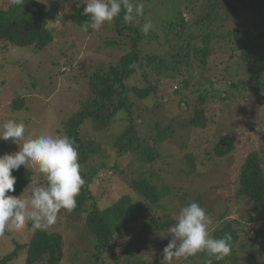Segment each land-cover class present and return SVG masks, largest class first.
<instances>
[{
	"label": "trees",
	"instance_id": "1",
	"mask_svg": "<svg viewBox=\"0 0 264 264\" xmlns=\"http://www.w3.org/2000/svg\"><path fill=\"white\" fill-rule=\"evenodd\" d=\"M133 2L140 3L138 0ZM160 4L161 7L164 4L167 5L165 8H172V14L154 36L158 38L163 35L160 40L153 41L156 47L151 48L150 52L142 49L143 41L151 36L150 31L147 35L141 31L145 20L144 23L140 20L145 19V11L143 17L134 16L140 23H133V20L125 23L123 9L114 18L117 35L130 37L129 49L122 50L117 63L109 65L107 70L98 69L83 74L82 101L62 124L61 130H57V133L66 134L74 140L79 153L80 173L85 180L76 197V208L72 212L61 210L58 215L65 214L67 228L71 233L78 230L88 244L92 251L88 258L90 264H101L104 256L109 254L114 264L123 259L124 263L132 260L133 264H166L163 261L165 243L161 242L158 246L153 240L151 244L145 240L155 236L159 241L160 235L168 232L176 222L161 205L169 195L170 188L165 184L164 175L155 169L161 161L160 146L171 140H183V143L180 141L175 145L182 144L183 149L187 150L192 138L200 143L205 142L206 130L211 127L215 117L228 107L244 103L251 109L246 100L248 97L253 96L258 101L264 99V0H162ZM82 13L83 8H68L65 0H22L20 4L0 0L1 50L27 47L31 53H38L51 46L56 37H66L63 30L58 31L50 25L69 22L81 30L82 22L88 19ZM107 44L111 47L117 45L111 40H107ZM218 55L227 57L224 61H218ZM70 66L73 67L72 60ZM211 66L222 68L221 72L217 71L214 83L208 74ZM194 67L202 71L197 76L198 86L192 84ZM134 76L141 79L140 86L127 84ZM217 84L224 86L222 97L218 96L221 88ZM159 89H169L162 91L168 93L166 102H157L153 106L160 109L163 105L171 107L176 103L182 113L177 117L171 115L164 125L153 124V131L146 137L137 127L143 115L153 118L144 102L151 97L157 100ZM25 107L24 97L20 95L10 104L12 112ZM182 118L186 119L180 121ZM115 123H122L123 129L115 136L108 150L83 132L84 126L89 125L97 135ZM249 125V129H252V124ZM179 131H186V137L181 139ZM213 137L209 138L215 141L209 151L197 149L184 153L183 161L189 167V170L183 169L185 176L196 172L197 160L202 161L205 157L208 161L212 158L226 159L234 153L235 145L231 137L218 140ZM171 150H174L173 145ZM262 156V150H252L245 156L237 176V194L253 202V210L264 211ZM117 157L131 158L149 168L147 175L139 173L130 183L131 190L141 202L130 203L129 198L124 196L115 203L112 201L101 206L95 194L98 183L110 179V175L124 176L125 170L131 166L129 162L122 168L114 161ZM132 174H135V169ZM12 175L16 178L12 195L18 196L32 180L33 172L21 166ZM38 178V183L43 186V177ZM243 219L249 220L246 216ZM234 223L239 225L241 222ZM231 224L225 223L213 236L221 238L229 233L232 251L222 260L212 259V264H226L227 259L229 262L237 260L232 254L235 253L236 236ZM136 226L140 227L139 232L134 231ZM26 229L32 232L29 242L21 245L13 240L14 250L1 256L0 264H15L13 261L19 252L25 254L24 264H60L66 243L63 232L52 229L33 232L30 224ZM255 233L264 242V231L255 229ZM121 237L123 239L120 241ZM169 237L163 240L167 242ZM142 255L152 259H142ZM199 258L204 264L210 259L206 253ZM76 261L73 264H89ZM247 261V264H260L252 254Z\"/></svg>",
	"mask_w": 264,
	"mask_h": 264
},
{
	"label": "rangeland",
	"instance_id": "2",
	"mask_svg": "<svg viewBox=\"0 0 264 264\" xmlns=\"http://www.w3.org/2000/svg\"><path fill=\"white\" fill-rule=\"evenodd\" d=\"M144 4L145 19L152 22L151 36L142 43L143 50L149 51L155 48L154 43L160 40L163 35L154 38L159 33L164 21L172 14V8L161 7L162 0H138ZM86 0H65L68 8H84ZM171 5V2H168ZM174 7V4L172 5ZM140 23L137 18L133 23ZM56 30L65 32L66 37L55 38L51 46L44 48L38 53H31L27 47H7L1 50L0 45V124L8 119H15L25 125V135L27 138H35L43 133L56 134L61 130L62 124L75 112L82 101V94L85 79L83 74L92 73L98 69L107 70L109 65H114L122 54V50L129 49L130 37L127 35H117L114 21L106 23L98 31L90 33L82 32L74 28L69 22L61 24L60 22L52 25ZM127 32H125L126 34ZM143 33V32H142ZM143 35V34H142ZM107 40L116 42L115 47L107 44ZM154 41V42H153ZM150 52V51H149ZM227 57V55H226ZM224 55H218V61L226 59ZM72 60L73 67L70 66ZM212 67L208 72L210 80L214 83L217 79V71L221 72L222 68ZM216 68V69H215ZM194 67L192 84L196 85L197 76L201 74V69ZM213 70L215 72L213 73ZM213 73V74H212ZM212 74V75H211ZM2 82L4 84L2 85ZM127 84L129 86H140L141 79L138 76L131 77ZM198 86V85H196ZM220 86L218 96L221 95L224 86ZM157 91V100L153 97L144 102L151 115L141 117V123L137 129L141 135H149L153 131V124L164 125L171 115L176 117L182 113L176 103L171 107L166 104L157 109L153 106L155 103H165L168 93ZM23 96L25 108L12 112L10 109L11 101L16 96ZM223 95V94H222ZM221 95V97H222ZM251 96V95H250ZM251 96L246 100L251 109L244 103L232 105L227 108L221 115L215 117L211 127L206 130L205 142L191 139L190 147L184 150L181 145H175L181 140L174 142L171 140L168 144L160 146L161 161L157 163L155 169L165 177V184L169 186V195L162 201V206L170 214L172 220H176L179 210L191 202H197L213 218L211 226L212 234L224 227L225 223L231 222V228L235 232L234 251L236 261L226 264H247V258L252 254L257 263L264 264V242L255 233V229L264 231V211L255 209V204L247 199L240 198L237 194V176L239 168L245 156L252 150L263 151V169H264V99L261 101ZM259 103V104H258ZM176 108V109H175ZM185 117V116H183ZM182 118L180 121H182ZM252 124V129H249ZM123 129L122 123L111 125L107 131H100L97 135L89 125L84 126L83 132L101 143L108 150L111 148L115 136ZM180 129V128H179ZM181 139L186 137V131H179ZM85 136V135H84ZM199 136L201 134L199 133ZM212 136L215 140L228 136L234 140V153L226 159L212 158L210 161L205 157L202 161L197 160L196 172L185 176L183 169L189 170L187 164L183 161V155L187 152L208 150L215 141H211ZM183 143V140L181 141ZM172 145L174 150H171ZM204 146V147H203ZM18 150L17 145L13 144L11 139L0 140V155L4 153H13ZM114 152V150H113ZM164 152V153H163ZM166 153V154H165ZM114 154V153H113ZM171 155V156H170ZM114 161L123 168L129 162L131 166L125 170L124 176L110 175L106 181L98 183L95 188V194L101 206L110 202H116L120 198L127 196L130 203L141 202L139 197L131 190L130 183L132 178H137L139 173L147 175L150 170L142 164L139 165L131 158H114ZM135 169V174L132 170ZM32 181L38 182L40 176L34 170ZM162 170V171H161ZM38 175V176H37ZM125 178H127L125 180ZM108 181V182H107ZM27 192L24 193L25 196ZM21 195V194H20ZM18 195V196H20ZM252 209V211H250ZM158 214V213H157ZM160 215V214H159ZM60 218L56 221L53 228L47 230H61L64 241H66L63 250V259L60 264H73L76 260L84 263L88 261L89 249L81 237L79 231L71 233L67 228V217L65 214L58 215ZM246 216L249 218L243 219ZM239 221V225L234 222ZM139 226L135 227V232H139ZM32 232L26 228L19 232H6L0 236V258L14 250L13 240L21 245L29 242ZM168 237V232L160 235V240L155 236L145 239L148 243H156L158 246ZM123 239L121 237L120 241ZM164 246V247H165ZM26 247V246H25ZM24 247V249H25ZM232 251V250H231ZM205 253H198L187 259L174 261V264H204L202 258ZM91 258V257H90ZM142 259L151 260L152 257L142 255ZM136 259V258H135ZM124 260V259H123ZM119 261L118 264H133L134 261ZM25 254L19 252L14 259L15 264H24ZM101 264H114L110 254L105 255Z\"/></svg>",
	"mask_w": 264,
	"mask_h": 264
},
{
	"label": "clouds",
	"instance_id": "3",
	"mask_svg": "<svg viewBox=\"0 0 264 264\" xmlns=\"http://www.w3.org/2000/svg\"><path fill=\"white\" fill-rule=\"evenodd\" d=\"M10 2L20 4L22 0ZM84 5L82 15L88 17L81 24L84 32L100 30L122 9L125 23L132 22L134 16H144V4L133 0H86ZM152 27V22L146 20L141 31L147 35ZM9 139L18 150L0 155V236L22 231L29 224L33 232L46 230L56 223L61 210L72 212L77 206L76 197L85 184L80 173L78 149L74 140L62 133L27 138L24 123L15 119L0 124V140ZM21 166L34 170L43 177L45 184L41 186L30 180L23 193L15 196L12 193L16 178L12 172ZM213 223V218L197 202L183 206L175 224L168 229L171 238L163 249V261L173 264L203 252L210 257L207 264H212V259L222 260L230 255L231 235L213 236Z\"/></svg>",
	"mask_w": 264,
	"mask_h": 264
}]
</instances>
